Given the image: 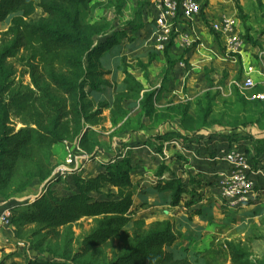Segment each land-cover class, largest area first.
<instances>
[{"label":"trees","instance_id":"16d2710c","mask_svg":"<svg viewBox=\"0 0 264 264\" xmlns=\"http://www.w3.org/2000/svg\"><path fill=\"white\" fill-rule=\"evenodd\" d=\"M91 1L0 0V22L10 19L7 29L0 32V193L13 195L8 204L13 205L15 237L39 236L32 243L30 255L25 257L24 262L11 264H197L202 255L188 248L172 247L180 236L172 220L148 223L138 216L134 206L132 164L128 155L103 154L101 171L84 175L80 167L85 159L94 156V151L90 153L91 149L87 154L78 156L67 173L73 184L67 193L56 194L50 189L51 184L60 180L62 175L58 170L54 171L52 165L54 146L75 138V130L83 128L84 121L91 117V113H88L93 107L90 94L101 91L107 84L102 80L96 82L95 77L103 78L104 73L93 69V58L101 59L108 52L121 51L127 44L133 47L143 44L140 37L132 34L143 26L144 2L139 3L134 16L124 26L116 25L114 21L85 34L83 11ZM257 1L259 8H263L262 0ZM233 2L245 26L242 37L252 46L261 48V42L249 34L246 24L248 15L241 0ZM126 3V0L116 1L118 14ZM38 8L62 22L63 27L50 26L44 19L32 20ZM209 28L218 39L217 34ZM261 33L264 34V28ZM95 35H102L103 38L96 40ZM175 37H171L164 51L167 62L165 73H169L177 64L170 55ZM21 51L29 52L28 73L32 87L18 83L14 70L8 65V60ZM75 51L83 52L87 57L86 62L82 55L76 58L70 56ZM187 52L189 50L186 49L185 55H181V61L189 60ZM153 58L154 55L146 66L152 63ZM122 59L125 61L126 56L123 55ZM58 65L75 68L74 76L71 78L60 74L56 70ZM123 70L130 75L127 69ZM154 94L148 93L147 98ZM238 97L242 98L239 94ZM212 100V96L208 95L206 103L201 104L194 128L185 126V113L178 123L167 118L147 127L143 118L150 114L147 106L142 104L139 113L141 121L135 128L125 130L128 133L153 131L151 138L162 142L157 146L159 153L163 152V143L173 137L194 141L203 134H215L227 137L230 142L239 135L255 137L256 132L253 133L249 126L256 125L247 120L242 123L218 121L212 127ZM106 105L101 104L102 107ZM12 116L18 118L23 126L16 128L11 122ZM218 127L224 128L219 130ZM85 137V133L77 137L80 145ZM166 171H170V168L162 162L156 172L158 182L152 188L158 192L169 191L172 206L184 201L187 210L205 219L212 205H198L203 196L197 191V185L189 188L173 172L164 179ZM35 182L42 187L39 193L23 197L22 192ZM185 196L188 198L184 199ZM221 208L225 216H231L223 205ZM84 220L90 221L89 229L77 233L74 227ZM46 242L49 246L47 255L38 251ZM221 248L226 251L230 264H264V256L253 257L252 252L240 242L225 241ZM0 264H6L5 260Z\"/></svg>","mask_w":264,"mask_h":264},{"label":"rangeland","instance_id":"374dc122","mask_svg":"<svg viewBox=\"0 0 264 264\" xmlns=\"http://www.w3.org/2000/svg\"><path fill=\"white\" fill-rule=\"evenodd\" d=\"M116 1H91L89 6L83 11L85 34H89L100 25H107L114 21L116 25L124 26L134 16V11L137 10L140 2H144L145 7L147 5V0H126V5L122 12L118 14L115 8ZM230 2L229 8L225 9V11L236 12L232 0ZM241 2L244 5V12L248 15L246 24L249 28V34L261 41L263 38L261 31L264 28V7L259 8L257 0H241ZM262 2L264 6V0ZM236 17L239 22V29L243 35L245 31L244 23L238 14H236ZM31 19L34 21L44 19V22L50 26L63 27L62 22L49 17L41 8L37 9ZM9 23L10 19L0 22V32L5 31ZM144 29L131 34L133 36L144 34L147 31ZM184 32L178 30L177 34L180 35V33ZM177 34L174 30H171V37L173 35L177 36L175 37V42L180 41V36L178 37ZM101 36L95 35L94 38L97 40ZM191 37L193 46L187 49L189 50L187 52L189 60L181 61L180 59L181 55H185L186 52V48L182 44L180 50L175 45H173V49H170V55L172 59L177 61V64L169 73H165V67L167 66L164 54L165 49L159 50L155 48V44L152 41L135 49L128 50L124 47L121 51L108 52L101 59L93 58L92 63H95L93 69L104 73L103 78L95 77L96 82L102 80L107 82V84L101 91H95L90 94L89 98L93 102V107L88 113H91V117L84 121L83 128L75 130L74 139L63 142L65 154H67V144L78 140L77 137L85 133L86 137L80 147L86 154L92 149L90 153L94 151V156L81 164L80 170L83 171L84 175L95 174V171L99 168V171H101L100 160L104 153L128 155L132 164L131 179L141 189L157 184L158 177L156 172L162 162L170 165L171 172L177 173L179 171L178 173H180L182 171L180 169L183 168L182 166L177 165V171H175L173 166V163L177 164L179 159L185 158V155L178 154L177 146L173 144V139H178L177 137L164 142L163 152L159 153L157 146L162 142H156L151 138L153 131L141 130L128 133L129 131L125 130L135 128L137 123L141 121L139 113L141 112L142 104L147 106L150 114L143 118L147 127L155 126L159 121L167 118L178 123L185 113V126L194 128V123L199 119L200 106L202 103H206V97L209 95L213 98L211 103L213 112L210 117L211 124H214L212 127L218 121L221 123L225 120L242 123L247 120L251 121L257 128H264V101L255 97L258 93L264 91V49H261V47L259 50L256 47V50L249 52L250 49L247 48L242 55L235 54L232 56L227 53V49L222 48L223 40L221 41L220 36H218L219 40L212 37V41L205 42V45L201 44L202 39L197 35ZM247 51L249 52L248 55ZM158 54H162L161 60ZM79 55L84 56L86 62L87 57L85 54L83 55V52L75 51L70 54L74 58ZM123 55L126 56L125 61L122 59ZM152 55H154L152 63L146 66ZM27 56H29V52L21 51L16 57L8 60V65L14 70V78L18 83L32 87V80L28 73ZM250 62L255 63L254 66L258 65L255 66L257 67L256 72L252 74L255 85L245 87L244 82L247 77L245 66L252 65ZM123 69H127L130 75L128 76ZM56 70L60 74L71 78L74 76L73 71H76L75 68L61 67V65H58ZM87 89L89 90L90 88ZM150 92H155V94L147 98ZM238 94L242 97L241 99ZM103 103L108 105L102 107L101 104ZM187 106L189 107L187 108ZM11 122L16 128L23 126L15 116H12ZM169 126L171 127V124ZM144 131H148L146 132L148 135ZM131 136H134V138ZM148 141H151V143ZM98 151V156L95 157ZM54 155L55 153L53 152ZM53 156L51 159L52 165L58 166V170L60 164L65 163L66 155L63 163L54 162ZM169 175L170 171H166L163 175L164 179L169 177ZM69 180L68 174L61 175L60 180H56L51 184V191L56 194L66 193ZM34 184L40 185L39 182ZM25 192L26 190L22 193ZM201 194L204 197L207 195L213 205L209 208L211 216L203 221L207 228L204 234L205 240L211 238V242L205 246L206 248L200 254L202 256L197 264H230L226 251L221 248L225 241L240 242L252 252L253 257H263L264 197L251 201L244 210H233L229 213L231 216H225V213L220 208V199L214 198L213 194H206V192H201ZM12 197L13 195L0 193L1 204H8ZM16 203H22V201L17 200ZM200 203L206 205L207 202L203 201ZM140 207L142 206H137V209L140 210ZM144 209H147V211L142 212V209L140 210L144 215L155 213L161 217L164 216L162 208H151L149 206V208L144 207ZM206 215L208 217V213ZM199 221L201 220L199 219ZM81 223L74 227L77 233L82 230L87 231L90 227V221L84 220ZM176 224L175 228L178 230ZM32 227L36 228L37 226L33 225ZM4 233V230L0 229V236L5 239L0 242V261L5 260L6 264H11L12 262L23 263L25 257L30 254L32 243H35L39 236L35 238H27L25 236L20 239L15 237V240L12 241L3 235ZM180 235H183V233L181 232ZM16 241L23 242V247H19ZM48 247L46 242L45 246L39 248L38 251L47 255Z\"/></svg>","mask_w":264,"mask_h":264},{"label":"crops","instance_id":"0c3cea01","mask_svg":"<svg viewBox=\"0 0 264 264\" xmlns=\"http://www.w3.org/2000/svg\"><path fill=\"white\" fill-rule=\"evenodd\" d=\"M147 1L146 2L148 6L146 5L145 7L144 5V10L142 13L143 26L141 28V29L145 28L144 30L145 31L147 30V31L145 32L146 34L144 33V34L136 35V36L140 37L141 42L143 43L141 46H145L150 41H152L155 44V48H156L157 43H158V38L161 33V31L158 28V24H157L158 23L157 0H147ZM199 1L203 7L202 14L196 16L195 18L189 21L183 18L176 19L172 30H174L176 34H177V31L179 30L183 32L187 31L191 36L197 35L199 38L202 39L201 44L205 45L206 44L205 42L212 41V37H215L209 28V26L211 27L210 25L211 22L217 19L222 13H229V14L236 16L237 10L234 5L236 12L225 11V9L229 8V4L231 3L230 2L231 0H199ZM207 22L209 24H206ZM179 36L180 35H178V37ZM217 36H220V35L217 34ZM220 39L221 41L223 40L222 48L226 50L227 48L225 45V39H223V37L221 36H220ZM217 40H219V38ZM260 42L262 45L261 49H264V34ZM174 45L176 48H178V50L181 49L180 41H176ZM172 47L174 48V46ZM135 48H138V47H133L130 44L126 45V49L128 50L135 49ZM248 48L250 49L249 52L252 50H256V47L252 46L251 44H249ZM249 52L247 51V55L249 54ZM227 53L229 54V52ZM158 57H160V60H161L162 54H158ZM247 59L250 60L248 57ZM251 64L254 66L255 63L254 64L251 63ZM255 66H258V65H255ZM256 68L257 67H255V69ZM223 128L224 127H218L219 130ZM249 129L253 133L256 132L254 135L255 137L247 138V137H243L242 135H239L235 137L234 140H232V142H230L228 138L225 136L215 135V134L213 135L203 134L201 137H199L198 139H195L194 141H185V140H182L181 138H178L177 140L183 143V147L180 148L181 151L178 149V147L176 150L179 155H183V156L185 155L184 156L185 158H181L180 156L181 159L178 160L179 162H177V164L173 163L175 171H177L176 169L177 165L183 167V168H180L182 169L180 173H178L179 171H177V173L175 172L173 173L181 177L183 182L186 183L189 188H191L192 185H195V186L197 185L196 187L199 193L206 192V194H210V195L213 194L214 198L221 200V206L223 205L227 211L232 212V210L227 209V207L222 202V199L219 194V190L214 184L215 176L218 174V172L226 169L225 163L217 160L215 158V155L218 154L221 147H228V146L234 145L237 148L245 151V153H247V155L250 157V159L255 164H258V166H264V128L260 129V128H257L256 126H249ZM131 137L134 138V136H131ZM135 139H138V138H135ZM64 148H65V145L63 143H59L54 146L53 148V152L55 153V155L53 156L54 162L56 161L61 162V163L64 162L63 160H65V155H66ZM107 155H110V154L104 153V156H107ZM168 166L170 168V165ZM57 167L58 166L54 168V171H57ZM99 170L100 168L97 169L95 173H97ZM85 171L87 170L85 169ZM171 173L172 172L170 170V174ZM68 176L70 178V174H68ZM131 180L134 186L133 187L134 206L136 207L138 216L145 219L148 223L156 221V220H162V219H170L174 223H177L176 226H178V231L179 232L181 231L183 235L179 236V238L177 239L178 242L176 241L172 247L178 248V249L188 248L193 253L201 254L205 250L206 248L205 246L209 245L211 242V238L209 239L207 238L205 240L204 234L207 231V228L203 222L207 220V218L209 219V217L211 216L209 209H208V217L206 216L205 219H202L199 215L192 214L191 210H187L186 207L184 206V203H183L184 201H182L181 204L178 206H172L169 203L170 201L169 191L158 192L152 188L153 185L149 188L141 189L140 187H137L135 185L133 179ZM193 180H194V184H193ZM257 182H258L256 186L257 194L254 197L253 201L256 199H261V197L262 198L264 197V177H258ZM72 186L73 184L69 180L68 188L65 192L67 193L68 189ZM41 188H42L41 185L34 184V186L30 187L25 193H23L24 194L23 197H26L28 195L30 196L33 193L37 194L40 191L38 189H41ZM187 198L188 196L184 197V199H187ZM203 201L207 202L206 205L208 203L212 205L211 200L209 199V197H207V195L206 197L203 196V199L199 201L198 205L201 206L202 203L200 202H203ZM143 202H146V203L142 205ZM137 206H142L139 208L140 210L142 209L141 210L142 212L147 211V209H144V207L149 208V206H151V208L153 207L158 208V209L162 208V212L164 213V216L161 217L160 215L155 214V213L154 214L147 213L144 215V213H141V211L137 209ZM4 209H5V205L1 204L0 202V215L3 213ZM192 219L193 221L191 222ZM199 219L202 222L199 221ZM2 230H4V232L6 233V234L4 233L3 235H5L7 238H10L12 241L15 240V237L11 233H9L5 229H2ZM0 238H1L0 242L2 239L5 240L3 236H0ZM206 242L208 243L206 244ZM16 244L19 247H23L20 241H16Z\"/></svg>","mask_w":264,"mask_h":264},{"label":"built area","instance_id":"2783aa9c","mask_svg":"<svg viewBox=\"0 0 264 264\" xmlns=\"http://www.w3.org/2000/svg\"><path fill=\"white\" fill-rule=\"evenodd\" d=\"M158 28L161 31L157 49L164 50L171 39V30L176 19L183 18L192 20L201 14L202 5L199 0H157ZM212 30L225 39L228 52L242 55L249 46L239 29L238 18L229 13H222L217 19L211 22ZM180 41L186 49L193 46V39L188 32L180 34ZM183 63V62H182ZM256 72L253 65L245 66L247 75L244 86L252 87L255 80L252 74ZM256 98L264 101V91L258 93ZM173 144L181 151L183 143L173 139ZM66 161L59 166L58 171L66 175L75 160L80 155L86 154L80 147L79 140L67 144ZM215 158L226 165V169L218 172L214 184L219 190L222 202L229 210H240L246 208L256 196L257 178L264 177V166L255 164L245 151L236 146L221 147ZM89 157L86 160H88ZM84 162V161H83ZM183 163V162H182ZM11 206L6 204L3 213L0 215V229H5L14 237L12 225ZM22 245L23 242H20Z\"/></svg>","mask_w":264,"mask_h":264}]
</instances>
